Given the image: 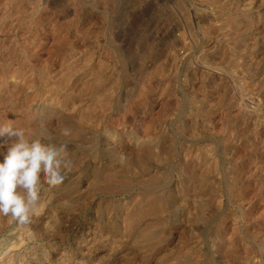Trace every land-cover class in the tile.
<instances>
[{
    "label": "rangeland",
    "instance_id": "374dc122",
    "mask_svg": "<svg viewBox=\"0 0 264 264\" xmlns=\"http://www.w3.org/2000/svg\"><path fill=\"white\" fill-rule=\"evenodd\" d=\"M8 123L72 167L0 264H264V0H0Z\"/></svg>",
    "mask_w": 264,
    "mask_h": 264
},
{
    "label": "clouds",
    "instance_id": "9594fccd",
    "mask_svg": "<svg viewBox=\"0 0 264 264\" xmlns=\"http://www.w3.org/2000/svg\"><path fill=\"white\" fill-rule=\"evenodd\" d=\"M61 134L69 136L71 130L62 128ZM0 136L10 141L6 142L7 152L0 162V215H11L26 225L38 206L42 184H62L63 173L71 170L72 162L67 159L66 144L44 142L51 140L44 130L26 134L24 129L8 123L0 126Z\"/></svg>",
    "mask_w": 264,
    "mask_h": 264
},
{
    "label": "bare ground",
    "instance_id": "6f19581e",
    "mask_svg": "<svg viewBox=\"0 0 264 264\" xmlns=\"http://www.w3.org/2000/svg\"><path fill=\"white\" fill-rule=\"evenodd\" d=\"M54 1V0H53ZM67 12V11H66ZM67 14V13H66ZM179 23V22H178ZM182 37H183V35H182ZM204 51V50H203ZM158 196V195H157ZM160 197V196H159ZM152 198V197H151ZM150 198V199H151ZM154 199H157V197H155ZM163 199V198H162ZM148 200H149V198H148ZM161 200V199H160ZM154 213V212H153ZM263 247V246H262Z\"/></svg>",
    "mask_w": 264,
    "mask_h": 264
}]
</instances>
